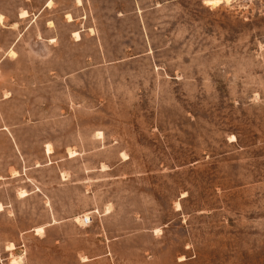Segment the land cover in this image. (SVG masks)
I'll list each match as a JSON object with an SVG mask.
<instances>
[{
  "label": "rangeland",
  "instance_id": "rangeland-1",
  "mask_svg": "<svg viewBox=\"0 0 264 264\" xmlns=\"http://www.w3.org/2000/svg\"><path fill=\"white\" fill-rule=\"evenodd\" d=\"M78 1L0 0V264H264V0Z\"/></svg>",
  "mask_w": 264,
  "mask_h": 264
},
{
  "label": "bare ground",
  "instance_id": "bare-ground-1",
  "mask_svg": "<svg viewBox=\"0 0 264 264\" xmlns=\"http://www.w3.org/2000/svg\"><path fill=\"white\" fill-rule=\"evenodd\" d=\"M223 1V0H222ZM227 1H229V0H226L225 2L227 3ZM78 2H80V4H82L81 3V1L79 0ZM207 2V1H206ZM209 3H215V4H217V7L219 6V4L218 3H221V1L220 0H211V1H208ZM224 2V1H223ZM52 4V1L51 2H49V5L48 6H50ZM228 4V3H227ZM81 6V5H80ZM214 6V5H213ZM216 6V5H215ZM28 16V14H27V12H23L22 14H21V17H23V18H25V17H27ZM70 18H71V16H69ZM2 18L3 17H1L0 18V21H2ZM4 19V18H3ZM72 20V19H71ZM75 35V34H74ZM76 37H80V35L78 34V33H76ZM13 53V52H12ZM14 55H15V53H13ZM101 134V133H100ZM48 150V152L50 153L51 151V149L50 148H48L47 149ZM24 193V192H23ZM23 196H25V195H23ZM36 231H38V232H44V229L43 228H39L38 230H36ZM37 233V232H36ZM17 260V259H16ZM18 263V262H17ZM19 264V263H18Z\"/></svg>",
  "mask_w": 264,
  "mask_h": 264
},
{
  "label": "crops",
  "instance_id": "crops-1",
  "mask_svg": "<svg viewBox=\"0 0 264 264\" xmlns=\"http://www.w3.org/2000/svg\"><path fill=\"white\" fill-rule=\"evenodd\" d=\"M49 2H50V1H49ZM49 2H48V3H49ZM47 6H48V5H47Z\"/></svg>",
  "mask_w": 264,
  "mask_h": 264
},
{
  "label": "built area",
  "instance_id": "built-area-1",
  "mask_svg": "<svg viewBox=\"0 0 264 264\" xmlns=\"http://www.w3.org/2000/svg\"><path fill=\"white\" fill-rule=\"evenodd\" d=\"M87 220V219H86Z\"/></svg>",
  "mask_w": 264,
  "mask_h": 264
}]
</instances>
